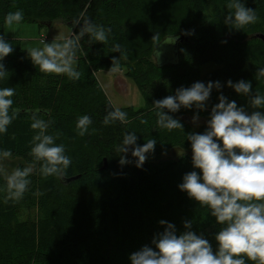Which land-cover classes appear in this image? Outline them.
<instances>
[{
  "label": "trees",
  "instance_id": "trees-1",
  "mask_svg": "<svg viewBox=\"0 0 264 264\" xmlns=\"http://www.w3.org/2000/svg\"><path fill=\"white\" fill-rule=\"evenodd\" d=\"M229 0H0V35L9 12L20 9L21 23L44 26L59 21L70 29L69 37L81 31L84 20L110 28L107 43L94 40L85 33L76 51L77 71L73 81L66 75L42 73L21 48L16 39H4L13 52L4 57L8 76L0 80V88L13 87V108L18 116L0 134V151L11 150L25 165H35L29 177L28 191L19 201H6V181L0 174V264H131L130 256L142 247L153 250V239L166 224L175 227L177 235L192 231L207 239L215 253V235L221 229L206 206H201L180 190L185 174L200 169L192 164L188 134H202L213 106L222 94L251 114L264 113V106L253 108L250 99L264 95V77L257 74L264 68V0H242L254 9L258 21L236 29L225 23L232 10ZM83 14V15H82ZM43 22V23H42ZM46 26V25H45ZM191 32V35H186ZM160 34L158 41L152 36ZM182 35L176 45L177 61L158 65L152 56L156 45L165 38ZM226 41V43H222ZM119 43L122 53L113 52ZM129 58L125 72L144 100V107L127 113L128 123H103L113 109L98 86L94 72L112 67L113 59ZM121 61H118V63ZM209 67L201 73V67ZM240 80L252 84L249 95L238 94L227 81ZM219 81L213 88L206 107L198 110L181 107L166 114L178 119L182 129L171 131L157 125L153 102L175 95L178 88L195 82ZM39 109L38 118L49 122L47 133L63 144L71 158L62 183L57 177H44L40 164L29 155L32 138L31 114ZM11 111V110H10ZM31 111V113H29ZM88 115L92 124L88 133L78 135V117ZM197 116L202 122L193 128L183 117ZM147 123H141V120ZM112 124V126H111ZM134 132L136 145L155 139L154 151L146 153V161L137 167V158L119 153L124 135ZM219 143V141H217ZM177 154L163 159L169 150ZM124 156L128 161L121 165ZM104 161V163H103ZM18 164L16 168L26 167ZM43 195H36L37 192ZM191 221V227L184 224ZM246 264H255L247 261Z\"/></svg>",
  "mask_w": 264,
  "mask_h": 264
},
{
  "label": "clouds",
  "instance_id": "clouds-1",
  "mask_svg": "<svg viewBox=\"0 0 264 264\" xmlns=\"http://www.w3.org/2000/svg\"><path fill=\"white\" fill-rule=\"evenodd\" d=\"M227 8L232 10L225 17V23L234 25L236 29L254 24L259 17L254 9L246 8L242 0H229ZM83 15V14H82ZM24 13L17 9L5 16V24L9 27L18 25L23 20ZM110 28L93 24L85 19L81 31L61 41L54 39L51 43L43 41L42 48H32L27 53L35 66L42 73L66 75L77 81L82 73L75 68L76 51L79 49L80 38L90 34L95 41L107 43ZM191 35V32H186ZM160 34L152 36L158 41ZM177 39L173 38V41ZM226 43V41H222ZM13 52V47L0 35V61ZM113 52L122 53L119 43L113 45ZM118 59L114 58L109 71L120 70ZM258 76L264 77V68L258 69ZM8 76L3 63H0V80ZM227 86L238 94L249 95L252 84L245 80L233 83L227 81ZM221 87L219 81L195 82L190 87H180L175 95L167 96L153 102L157 110V125L169 131L182 129L178 119L166 114L175 113L181 107L198 110L206 107L211 90ZM15 89L13 87L0 88V134L7 132L8 126L18 116L19 109L13 108ZM219 103L212 107L210 119L207 121V130L202 134H188L191 143L192 164L200 169L201 175L192 171L184 175L180 190L196 200L201 206H206L215 217L221 229L215 235L218 249L214 253L207 239L186 231L177 235L175 227L166 221L165 230L152 241L155 245L144 246L131 254V264H246L247 261L255 264H264V113L253 111L251 114L238 107L235 101H228L222 94L218 97ZM253 108L264 106V95L256 93L250 99ZM11 110V111H10ZM39 109L31 114V129L37 130L32 138V147L29 155L40 164L39 172L44 177L64 179L66 170L71 165V158L65 154L63 144L55 141L59 135H49V122L38 118ZM193 122L198 119L193 116ZM114 121L128 123L127 113L116 108L110 111L103 123L108 125ZM141 123H147L141 120ZM92 120L88 115L78 117L76 129L78 135L88 133ZM137 136L134 132L124 135L122 145L117 147L119 153L127 154L131 146V155L137 158V167L146 161V153L154 151L155 139H148L143 146L136 145ZM219 141V143L217 142ZM12 156L11 150L0 151V159ZM128 161L124 156L120 159L123 165ZM35 165L16 168L11 174H6V201H19L23 198L31 183L29 177L35 171ZM4 172L0 168V173ZM36 195H43L39 191ZM186 229L191 227V221L184 224Z\"/></svg>",
  "mask_w": 264,
  "mask_h": 264
},
{
  "label": "rangeland",
  "instance_id": "rangeland-1",
  "mask_svg": "<svg viewBox=\"0 0 264 264\" xmlns=\"http://www.w3.org/2000/svg\"><path fill=\"white\" fill-rule=\"evenodd\" d=\"M2 33L5 38L16 39L19 41L21 48L27 52L32 48H42L43 41L45 43H51L54 39L61 41L64 38L69 37L70 29L59 21L52 22L49 26H38L34 23H19L12 27L6 24L2 25ZM120 70L117 72L109 71L111 67L100 69L94 72L98 86L106 96L113 109L130 107L134 111L142 109L144 107V100L138 90L135 88L131 78L126 75L125 64L131 63L129 58L119 59ZM207 67H201V73L208 70ZM183 117L193 128L198 126L202 120L197 119L194 123L193 119L186 116ZM112 126V124H111ZM177 154L176 149L169 150L163 159L171 158ZM18 164H23L18 157H9L7 159H0V168L4 169V172L0 173L5 179L6 174H11ZM26 167L29 165H25Z\"/></svg>",
  "mask_w": 264,
  "mask_h": 264
},
{
  "label": "water",
  "instance_id": "water-1",
  "mask_svg": "<svg viewBox=\"0 0 264 264\" xmlns=\"http://www.w3.org/2000/svg\"><path fill=\"white\" fill-rule=\"evenodd\" d=\"M44 24L46 26L50 25L49 22H45ZM174 37H176L177 39H175L173 41ZM252 37H257V38H260L264 41V37L261 34L256 33V34H253ZM183 38H184V40L186 39L182 35L171 36V37L165 38L160 43H158L156 45L155 49L153 50V53H152V56L154 57V60L156 61V63L158 65H160L163 63L176 62L177 61L176 45H177V43L181 42ZM29 113H31V111ZM103 163H104V161H103ZM75 178H76V176H72V177H68V178H64V179H60V180L62 183H66L69 180H72Z\"/></svg>",
  "mask_w": 264,
  "mask_h": 264
},
{
  "label": "crops",
  "instance_id": "crops-1",
  "mask_svg": "<svg viewBox=\"0 0 264 264\" xmlns=\"http://www.w3.org/2000/svg\"><path fill=\"white\" fill-rule=\"evenodd\" d=\"M3 36V35H2ZM4 37V36H3Z\"/></svg>",
  "mask_w": 264,
  "mask_h": 264
}]
</instances>
